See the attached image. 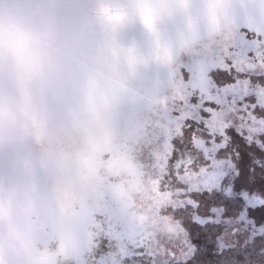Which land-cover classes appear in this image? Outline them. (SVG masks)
<instances>
[{"label":"snow or ice","instance_id":"1","mask_svg":"<svg viewBox=\"0 0 264 264\" xmlns=\"http://www.w3.org/2000/svg\"><path fill=\"white\" fill-rule=\"evenodd\" d=\"M217 17L130 118L150 202H105L72 264H264V0Z\"/></svg>","mask_w":264,"mask_h":264},{"label":"clouds","instance_id":"2","mask_svg":"<svg viewBox=\"0 0 264 264\" xmlns=\"http://www.w3.org/2000/svg\"><path fill=\"white\" fill-rule=\"evenodd\" d=\"M74 0L65 5L84 22L88 43L69 67L53 0H32L21 11L0 7V143L45 146L49 128L38 94L58 91L78 145L57 147L51 163L57 186L38 200L22 183L0 184V252L11 264H58L73 243L75 209L94 183L98 146L111 142L125 100L141 98L133 79L168 68L192 42L214 29L223 0ZM156 103L155 97L144 95ZM146 196L150 193L146 192ZM54 236L55 249L40 242Z\"/></svg>","mask_w":264,"mask_h":264},{"label":"rangeland","instance_id":"3","mask_svg":"<svg viewBox=\"0 0 264 264\" xmlns=\"http://www.w3.org/2000/svg\"><path fill=\"white\" fill-rule=\"evenodd\" d=\"M66 2L64 6L72 3V0H66ZM31 3L32 0H0V7L7 5L11 8L15 4V10H22L26 4ZM53 3L58 4L57 0H53ZM64 6L61 9L71 11ZM79 28L82 33L86 27L82 25ZM78 34L79 31L76 35ZM71 41L76 43L73 37ZM81 43L83 44L84 41ZM68 65L73 67L74 63ZM155 77L156 69L146 76L131 81L130 88L140 92L142 96L125 100L121 104L115 117L111 142L98 146L99 162L96 179L85 192L82 204L75 209L77 215L73 225V243L58 257V264H72L71 258L82 249L94 214L103 209L105 202L112 201L121 193L125 194L137 207H146L150 202L145 196L141 205L136 204V199L138 201L141 196L136 190L141 188L135 184L137 173L134 167L135 160L132 153H129L127 142L132 132L131 116L140 108L154 104L151 99H145L143 96L148 95L156 99ZM2 85L3 81L0 80V86ZM34 103L43 109L47 119L50 133L46 145L47 151L45 146L32 142L8 145L0 143V184L6 182L26 184L36 199L50 200L57 186L56 170L51 163L41 166L38 161L46 157L50 159L54 156L57 147H63L66 150L75 148L78 145L79 136L70 124L60 92L40 93L36 96ZM146 190L148 192V187ZM40 242L52 249L57 247L54 236L42 235ZM0 264H11L10 261H6L2 252H0Z\"/></svg>","mask_w":264,"mask_h":264},{"label":"crops","instance_id":"4","mask_svg":"<svg viewBox=\"0 0 264 264\" xmlns=\"http://www.w3.org/2000/svg\"><path fill=\"white\" fill-rule=\"evenodd\" d=\"M61 1H65V2H61ZM72 2H74V0H72ZM64 3H67L66 0H58V4H57L58 23L63 38L65 57L67 63L70 64V63H74L75 58L81 55L85 51L88 43V35L86 28L81 33V29L79 28V26L84 25V22L78 15L73 14L72 11H65L61 9V7L64 6ZM11 8L15 10V4H13ZM17 11H21V10L18 9ZM74 31L76 32L74 33ZM78 31L79 34L76 35ZM75 36H82V37L76 38ZM72 37L74 38L76 43L71 41ZM81 41H84V43L82 44Z\"/></svg>","mask_w":264,"mask_h":264},{"label":"trees","instance_id":"5","mask_svg":"<svg viewBox=\"0 0 264 264\" xmlns=\"http://www.w3.org/2000/svg\"><path fill=\"white\" fill-rule=\"evenodd\" d=\"M57 2H58V0H57ZM129 153H131V152H129ZM134 164H135V161H134ZM147 180H148V178L146 177V175L145 176H139V175H137V173H136V180H135V184H136V186L138 187V188H141V189H139V190H136L141 196H140V199L137 201V199H136V204H139V205H141L142 204V200H143V198L146 196L145 195V193L147 192V190H146V187H148L149 188V185H148V183H147ZM142 182V183H141ZM135 204V203H134Z\"/></svg>","mask_w":264,"mask_h":264}]
</instances>
